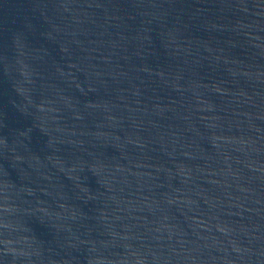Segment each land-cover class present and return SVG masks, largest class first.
Returning <instances> with one entry per match:
<instances>
[{
	"label": "water",
	"instance_id": "95a60500",
	"mask_svg": "<svg viewBox=\"0 0 264 264\" xmlns=\"http://www.w3.org/2000/svg\"><path fill=\"white\" fill-rule=\"evenodd\" d=\"M0 264H264V0H0Z\"/></svg>",
	"mask_w": 264,
	"mask_h": 264
}]
</instances>
